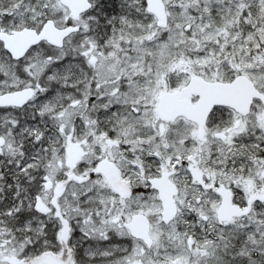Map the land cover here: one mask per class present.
Returning <instances> with one entry per match:
<instances>
[{"label":"snow or ice","instance_id":"6c2138e0","mask_svg":"<svg viewBox=\"0 0 264 264\" xmlns=\"http://www.w3.org/2000/svg\"><path fill=\"white\" fill-rule=\"evenodd\" d=\"M0 264H264V0H0Z\"/></svg>","mask_w":264,"mask_h":264}]
</instances>
